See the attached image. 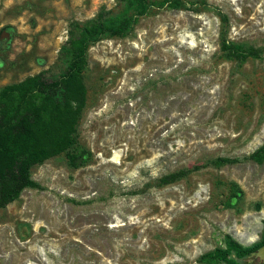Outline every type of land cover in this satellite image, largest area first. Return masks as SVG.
Segmentation results:
<instances>
[{
	"label": "rangeland",
	"instance_id": "rangeland-1",
	"mask_svg": "<svg viewBox=\"0 0 264 264\" xmlns=\"http://www.w3.org/2000/svg\"><path fill=\"white\" fill-rule=\"evenodd\" d=\"M146 1L127 34L87 50L73 144L0 208V264H225L200 256L258 239L264 162L240 159L264 143V0ZM136 5L0 0V90L58 77L80 26ZM218 156L239 161L160 183ZM237 260L264 264V248Z\"/></svg>",
	"mask_w": 264,
	"mask_h": 264
},
{
	"label": "trees",
	"instance_id": "trees-1",
	"mask_svg": "<svg viewBox=\"0 0 264 264\" xmlns=\"http://www.w3.org/2000/svg\"><path fill=\"white\" fill-rule=\"evenodd\" d=\"M134 1L137 4L134 16L128 15L126 10L119 15L80 26L78 36L71 40L68 64L58 77L47 79L33 75L20 82L7 84L0 90V208L18 198L25 188H41L31 175V167L73 144L75 123L83 100V93L73 92L81 82L87 63V50L104 36L127 34L132 22L147 10L146 0ZM165 2L170 0H163L161 5ZM170 3L175 5L176 2ZM226 49L228 55L238 61L260 57L254 50L233 42H227ZM67 157L75 166L76 156L67 153ZM240 160L263 163L264 143ZM237 161L239 158L236 157L218 156L204 164L164 175L160 183H172L209 163L217 166ZM226 244V248H215L201 255L200 259L239 264L237 259L257 252L264 245V218L257 240L242 245L227 235ZM230 253L234 257H230Z\"/></svg>",
	"mask_w": 264,
	"mask_h": 264
},
{
	"label": "bare ground",
	"instance_id": "bare-ground-1",
	"mask_svg": "<svg viewBox=\"0 0 264 264\" xmlns=\"http://www.w3.org/2000/svg\"><path fill=\"white\" fill-rule=\"evenodd\" d=\"M264 248V245L262 247H260L257 251L259 252L260 255H262V250ZM257 253V252H256Z\"/></svg>",
	"mask_w": 264,
	"mask_h": 264
}]
</instances>
